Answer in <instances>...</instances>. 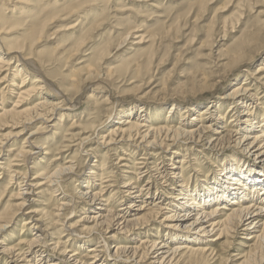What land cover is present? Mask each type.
<instances>
[{
	"label": "rangeland",
	"instance_id": "obj_1",
	"mask_svg": "<svg viewBox=\"0 0 264 264\" xmlns=\"http://www.w3.org/2000/svg\"><path fill=\"white\" fill-rule=\"evenodd\" d=\"M245 1L247 0H108V2L104 0V3L102 0H95V6H91L90 9H75L72 8L70 0H55L53 4L48 6H44L45 0H2L4 5L2 4L0 9L5 14L6 31H9L4 37L17 44H25L27 49L29 48V52L41 60L53 59L52 64H47L45 68L48 73L56 76V80H48L47 72L36 62L24 65L19 59V65H24L23 69L29 74L39 78L42 82L48 83L47 86L50 87L48 92L53 96L56 92L59 93L58 98L62 97L61 92L64 93L59 81L66 87L71 85L72 87L69 89L67 97H70L69 99L76 97L77 100L75 99L76 101L74 100L73 102H75L74 104L79 102V104L72 111H66L69 103H65L62 109L51 112L45 118L50 121L47 129H45L46 124L41 120L25 124L22 133L17 134L16 137H10V134L12 132L16 134V132L21 131V127L12 129L14 127L8 125L7 128H0V135H3L2 137L4 135L7 136L3 140H1L2 137L0 136V144L4 141L2 144H5L3 146L5 152L16 144L20 146L32 131L39 132L37 133L39 135L35 136V139L37 138L36 140L40 142L39 144L54 146V148L58 147L57 149L59 150V155L52 162L50 156L46 158V156L42 155L44 150H39L34 156L35 162H39V160L43 162L39 164V168L45 165L46 169L48 167L50 169L57 168L72 156V161L75 164V179L77 178L76 180L78 181H75L74 184H69L67 180L64 182L75 202L71 206L65 207L64 211H60L58 218L54 217L52 212L57 210V204H60L63 199H60L61 196L58 193L53 194L54 196L50 195L49 191L51 189L49 191L45 190L40 197L34 196V203H28L25 210L18 212L13 218L11 214L16 212L17 207L15 204L19 203V200L16 199L17 197L15 198L16 186L20 182L22 183L20 185L23 186L27 179L30 182L34 172L26 171L27 169L21 167H11L10 169L13 170L19 169L20 173L19 177L11 179L12 183L7 175H0V223H10L8 229L0 235V240L4 241V244L12 246L17 243L20 232L27 236L30 234L32 237L36 230L33 231L32 229L34 228L28 229V227L35 225V222L26 225V227H22V224L24 220L29 218L26 212L35 208L44 209L39 229L47 226L48 234H56L59 230L61 234L51 235V237L57 238L61 242L67 240L69 233L73 234L75 232L79 234V226L83 224L77 222L79 217L84 215L95 217L97 214L100 215L102 213L103 216L105 215V212H99V210H95L94 213H85V210L80 211L79 209L75 212L72 211V207L78 208L81 206V201L77 199L74 193L75 187L76 189H81V191L85 190L82 187L80 188V185H85L81 180L88 175L92 165H96L97 163L95 162L98 160L93 158V156H89L86 159L88 155L84 151L87 150V147L77 146L73 142H65L64 138L66 135L63 136L64 134L78 132L75 124L87 123L86 116L90 113L93 114L92 111L97 109H99L98 113L95 111V116L90 120L93 126L95 125V129L91 130L89 128L86 136H91V148H97L98 156L108 155L105 156L108 162L106 167L111 169V174H109L107 179H111L110 184L113 187L105 193L104 198L107 199L112 196L111 199H113L112 202L114 204L111 205L114 209H118L119 203L117 201L122 198L118 194L113 193L121 185L122 176H125L123 174H126L120 172L123 169L119 166L123 165V163H115L117 162L118 153L116 154L114 151L104 154L105 150L102 149V144L98 146L99 142L97 143L98 139H96V136H106L109 130L112 129L114 122L122 117L121 109L125 108L128 110V108L130 109V107L135 105L137 106L133 109V117H137L138 108L141 106L150 112L161 109L163 110L161 115L155 116V112H152L151 116L150 112L148 113V116H151V119L154 120L151 123L152 125L160 126L165 120V116L170 112L174 113V115H171L170 119H168L169 125L175 128L179 125L182 126L184 125L183 117L187 115L184 116L183 113L188 107L189 101L192 100V104L198 106L199 111H201L210 102L215 101L217 96L227 95L235 87L242 84L246 71L253 73L264 62L263 50L259 56L248 62V65L242 64L241 61L233 64L235 62L233 56L238 53L241 44L249 43L246 49L247 52L245 51L243 56H250V51L257 47V35L260 38V33H262V39H260L264 41V24L262 22L264 20V0ZM6 10H10V12ZM33 27H38L39 30L32 35L30 31H32L31 28ZM129 32H132V35L126 37ZM140 36L144 37V43L139 46L134 45L138 42ZM149 37L150 39H148ZM125 38L127 39L126 41ZM1 43L0 40V45ZM89 53L92 55H87ZM3 56L7 57L9 55L5 54ZM88 72L95 73L94 75L91 74L92 80L90 78L86 79L85 75ZM5 74L6 71L3 75ZM250 81V79L247 80V83ZM218 83L219 85H217ZM4 84L6 83H0V88ZM263 95L260 94L259 97ZM89 96L92 98L91 100L88 99ZM138 100L141 102H138ZM258 102L261 109L258 111L257 119L255 120L257 125L258 122L260 124L259 120L264 117V97ZM11 106V104H5L7 109L11 108ZM108 106L109 110H107ZM173 109L176 111L174 112ZM227 109V105L221 107L220 115H225ZM64 113L66 116L62 118ZM145 114L143 113L142 115L144 116ZM233 114L234 112H230L225 116L227 125L236 126V122L232 118ZM234 115L236 117L237 114ZM133 117L130 118L131 121L134 120ZM60 119H62V122L58 123ZM230 120L233 122H230ZM73 123L75 124L72 127ZM182 128L187 129L185 125ZM54 132L55 135H52ZM92 132L95 133V138ZM162 137H159L158 142L161 141L164 144L160 142L157 147L156 164L159 163L161 157L166 160V158L171 157L174 151H177L179 155L176 162L183 160L182 158L184 157L186 170L184 176L189 188L192 190L200 187L199 183L201 184L202 180L219 173L217 170L222 169L221 161L223 156L245 160L238 149L234 147L226 148L225 146L222 149L225 154L223 153L221 157L210 155L206 151L202 152L203 157L198 153L197 155L196 153L191 155V153L178 148L181 143L176 142V144L172 145L170 137H167L168 140L164 137L162 139ZM62 138L64 139L63 141ZM94 142L96 143L94 144ZM138 145L136 150L139 149V151L136 157L138 154L139 156L137 159L142 157V154L147 153L140 144ZM167 145L170 148L168 156L165 155ZM170 145L172 146L170 147ZM23 146L25 148L27 144H23ZM78 150L81 151L79 152ZM219 150L221 149L213 151L214 154L220 155L221 152ZM200 151V149H197V152L201 153ZM175 157V155L172 156V158ZM190 159L195 160V164L190 162ZM31 162L29 160L28 164ZM176 162L175 165L180 166ZM254 164L257 163L255 162ZM29 167L31 166L29 165ZM263 167V165L257 164V175H261L259 171ZM124 172H130V170L125 169ZM132 173L134 174L132 175L134 177L132 181L138 182L139 187L145 184L147 180L145 177L136 176V174L138 175L137 171H132ZM41 181L39 180V182ZM96 184L99 183L97 182ZM96 191H98V188L95 189ZM250 201L251 199L247 203ZM38 203L46 204V207L45 205L39 206L37 205ZM220 203L218 202L217 204L219 205ZM215 204H211L212 207L210 205L207 210L213 208ZM152 205L153 203L149 204L148 207L151 208L150 206ZM148 207L147 209H149ZM170 210H168L169 214L171 213ZM150 212L152 213L151 215ZM176 212L183 213L182 211ZM145 217L154 231L160 229L161 232L159 236H156V231L149 230V232L145 233L144 230L141 231L137 238L135 236L136 240H147L148 242L158 238L162 240L166 230L158 224L151 223L156 220V214L149 211V213L145 214ZM161 219L162 217L158 221ZM63 224L70 227L69 231L64 232L61 229ZM96 230L95 238H103L110 251L112 249L111 252L114 251L116 246H140L138 241L137 243L136 241L126 242L125 239H129L131 236L128 232L127 234H118L114 229H106V226L97 227ZM171 233L172 235L177 234L186 237V234L181 230ZM246 234L247 232L242 229L232 228L230 232L222 227L220 232L214 231L206 241L200 243L195 241L189 246L193 249L199 247L207 251L199 256H202L201 261L205 264H220V262L221 264H238L248 257H250L248 258L249 264H264V261L259 263L264 258V241L261 240L262 242H259L256 252L250 253L248 246L251 243L248 245L244 244ZM51 237L46 238L47 244L53 242ZM84 237V235L80 236V238ZM111 237L115 239L112 240L110 239ZM140 249L142 248L140 247ZM86 250L87 248L79 251L80 255H84ZM50 253V251L47 252V255L45 253L46 258L39 263L34 261L38 256L36 254L33 255L31 259L29 258V264H47L50 261H55V258H62V255H51ZM140 254V258L143 257L141 264H147L144 249L140 251ZM256 254L257 257L255 256ZM111 263L112 261H110Z\"/></svg>",
	"mask_w": 264,
	"mask_h": 264
},
{
	"label": "bare ground",
	"instance_id": "obj_2",
	"mask_svg": "<svg viewBox=\"0 0 264 264\" xmlns=\"http://www.w3.org/2000/svg\"><path fill=\"white\" fill-rule=\"evenodd\" d=\"M45 1L44 6H48L55 2V0ZM70 2H72V8L75 9H90L91 6H95V0H70ZM102 2H104V0H102ZM245 2H248V0ZM2 4L3 2L0 0V8ZM6 11L10 12V10ZM262 22L264 24V20ZM31 29L32 31H30V33L32 35L39 30L38 27H33ZM6 30L5 14L0 9V40L2 42L0 45V83H6L0 88V128H7L8 125L14 127L12 129L21 127V131H15L16 134L13 132L10 134V137H16L17 134L19 135L22 133L25 124H30L33 121L41 120L46 124L45 129H47L50 121H47L45 118L51 112L53 113L54 110L62 109L65 103H69L66 111H72L75 106H78L79 102L74 104L75 102L73 101L76 97L73 99L67 97L70 91L69 89L72 87L71 85L66 87L59 81L60 87L63 89L64 93L61 92L62 97L58 98L57 96H59V93L56 92L53 96L48 92V88H50L47 86L48 83L42 82L39 78L32 76L24 70L23 66L26 63L31 64L32 62H36L46 71L47 69L45 66L47 64H52L53 59L41 60L35 57V55L29 52V48L27 49L25 44H17L6 39L4 36L9 33V31ZM260 34L262 36V33ZM131 35L132 32H129L126 37H130ZM258 36L259 35H257V47L250 51V56H243L249 43L246 42L245 45L241 44L238 53H235L233 56L235 60L233 64L241 61L242 64L248 65V62L263 52L264 41L261 40V36V39L258 38ZM148 39H150V37ZM126 40L125 38V41ZM143 41L144 37L140 36L138 42L134 45L139 46L144 43ZM5 54L9 55L7 56L8 58L3 56ZM87 55L92 54L89 53ZM19 59L23 62L24 65L21 64L23 66L19 65ZM5 71L6 74L3 75ZM91 74V72H88L85 75L86 79H91V76L95 73ZM245 74L246 76L243 78L244 82H242V84L235 87L231 92L227 93V95L217 96L215 101L210 102V104L201 111H199L198 106L192 104V100L189 101L188 107L183 113L184 116L187 114L183 117V124L185 128H189V130L183 129L182 126L184 125H179L176 128L169 125L168 119H170L171 115L173 116L174 113L169 112L161 125L159 124L160 126H154L151 124L154 121L151 119V113L155 112V116L161 115L163 110L156 109L150 112L141 106L138 108L139 113L137 117H133V109H135L137 105L130 107V109L128 108V110L125 108L121 109L122 117L114 122L109 133L102 137L96 136V139L100 140H97V143L99 142L98 146L102 144V149L105 150L104 154L114 151V153H118L117 162L115 163H123L121 166L117 165L123 169L120 172L126 174H123L125 176H122L123 181L121 185L118 188L116 187L117 190L113 193L116 195L118 194L120 198H122L117 201L119 203L118 209H114L111 205L114 204V202H112L113 199H111L112 196L107 199L104 198L105 193L113 187L110 184L111 179H107L109 178V174H111V169L106 167L108 162L105 156L108 155L98 156L97 148H91V136H86L89 128H91V130H93V128L95 129V125L93 126L90 120L95 116V111L97 112L99 109L93 110V114L90 113L86 116L87 123H73L72 127L75 124V128H77L76 130L78 132L64 134L63 136L66 135L64 138L65 142H73V144L77 146L82 145L87 147V150L84 151L85 154L87 152L88 155L86 159H88L89 156H93V158H97L98 161H94L97 164L92 165V169H90L85 178H82V180L79 178L81 182L85 184L84 186L80 185V188L82 187V189L84 188L85 190L81 191V189L79 190L75 187L74 193L77 199L81 201V206L78 208L72 207V211L75 212L79 209L80 211L85 210V213H94L95 210H99V212H105V215L103 216L102 213L100 215L97 214L95 217H89L88 215L79 217L77 222L83 223L79 226V234L75 232H73V234L69 233L67 240L61 242L59 239L51 237V235L61 234L59 230L56 234H48L47 226H44L43 229H39L44 209L35 208L29 210L26 212L29 218L24 220L22 227H26V225L35 222L34 224L36 226H29L28 229L34 228L32 230H36V233L31 237L30 234L27 236L23 232H20L17 243L12 246H8L4 244V241L0 240V263L29 264V258L31 259L35 254L38 258L34 261L35 263H39L46 258L47 252L50 251L51 255H62V258H55V261H50L47 264H110V261H112L111 264H141V259L143 257L140 258L141 254L139 255V253L144 249L146 253L145 257H147L146 260L149 264H202V256H199L207 251L199 247L193 249L189 245L195 241L198 243L206 241L214 231L220 232L222 227L230 232L232 228L246 231L247 234L244 237V244L248 245L251 243L248 246L249 252H256L259 242L261 240L264 241V177H262L264 176V167L259 171L261 175H257V164L259 163L261 166H264V117L259 120L260 124L259 122L258 125L257 122L255 123L257 113L261 109L258 101L264 97V95L259 97L260 94H264V62L253 73L246 71ZM46 76L48 80H56V76L51 73L47 72ZM249 79L251 81L247 83ZM217 85H219V83ZM88 99L91 100L92 98L89 96ZM138 102L141 101L138 100ZM5 104H11L12 106L7 109ZM225 105H227L228 109L225 115L222 116L220 115V108ZM107 110H109V106ZM173 110L174 112L176 111L175 109ZM149 112L151 114L150 117L148 116ZM230 112L237 114L236 117H234V114L232 116V118H234L233 121L236 122V126L232 124V126L227 125L225 122V116ZM143 113L146 114L143 116ZM65 116L64 113L62 118ZM131 117H133L134 122L130 120ZM239 119L242 122H240ZM233 121L230 120V122ZM59 122L61 123L62 119L58 120V123ZM55 132L52 135H55ZM37 133L39 132L32 131L29 133L28 137L23 140L20 146L16 144L11 149L6 150V152L3 149L5 144H2L4 141L0 144V171H2L0 175H7L11 182V179L20 176L19 169L13 170L10 169L11 167H21L27 169L26 171L34 172V176L31 179L32 182L27 181V179L23 185L24 188L21 186V182L16 186L17 192L15 198L17 197L16 199L19 200V203L15 204L17 207L15 210L16 212L11 214L13 218L18 212L20 213L25 210L28 203L34 201V196L40 197L45 190L49 191L51 189V191H49L50 195L58 193V195L61 196L60 199H63L60 204H57V210L52 212L56 218L59 217L60 211H64L65 207H69L75 202L73 197L70 196L69 189L67 190V185H64L66 180L69 181V184H74L75 181H77V178L75 179V164L74 161H72V156L69 157V160L65 161L63 165L57 168L50 169L48 167L49 169H46V165L39 168V164L43 162H40V160L39 162L34 161V156H36L39 150H44L42 155L44 157L46 156V158L50 156L51 162L55 161V157L59 155V150L57 149L58 147L54 148V146L39 144L40 142L36 140L37 138L35 139V136L39 135H37ZM162 136L164 138L170 137L172 145L176 144V142L181 143L178 148L182 151L191 153V155L192 153H196V155L198 153L203 157L202 152L206 151L210 155L221 157L223 153L225 154L222 149L225 147H234L238 149L245 160L226 158L227 156H223L221 161L222 169L217 170L219 173H215L209 178L202 180V183H199L200 187L192 190L189 188L184 176L186 171L184 157L182 158L183 160L176 162L179 155L177 151H174L171 157L168 159L166 158V160L161 157L159 163L156 164L158 156L156 151L158 152L157 147L161 142H158V140L159 137ZM93 137L95 138V133ZM3 138H7V136L4 135L1 140H3ZM64 139L62 138V141ZM95 143L96 142H94V144ZM23 144H27V146L24 148ZM138 144H140L147 153L142 154V157L137 159L139 156L138 154L136 157L139 151V149L136 150L139 146ZM172 145H170V147ZM160 147L162 148L161 145ZM167 147L168 145L165 148L166 156H168L167 154L170 152V148ZM197 149H200L201 153L197 152ZM217 149H221L219 150V152H221L220 155L214 154L213 151H217ZM174 155L176 157L172 158ZM29 160L32 161L30 164H28ZM174 161L179 163L180 166H176ZM190 162L195 164V160L193 159H190ZM255 162L257 164H254ZM29 165L31 167H29ZM125 169H129L130 172H124ZM132 171H137L138 175L136 174V176L145 177L147 179L145 184L139 187L138 182L132 181L134 178L132 176L134 175ZM26 174L28 173L26 172ZM111 178L113 177L111 176ZM104 179H106V181H104ZM39 180L42 181L39 182ZM22 182L24 183V181ZM97 182L99 184H96ZM159 182H161V184H159ZM96 188H98V191L95 192ZM258 189L259 191H257ZM15 198L13 199L15 200ZM153 198H155V200H153ZM250 199L251 201L247 203ZM218 202L221 203L218 205ZM151 203H153V205L149 208L148 206ZM211 204H215L214 207L207 210V207ZM37 205H45L46 207V204L38 203ZM147 207L149 209H147ZM168 210H170V214ZM149 211L156 214V220L150 222L156 225L158 224L166 230L162 240L161 238L149 242L147 240H136L141 234V231L144 230L145 233L149 232V230L153 232L156 231V236H159L161 232L160 229L154 231L153 227H150L149 221H146L145 214L147 212L149 213ZM176 211H182L183 213L181 214ZM151 214L150 212V215ZM161 217L162 219L158 221ZM9 224L10 223L7 222L0 223V235L8 229ZM101 226H106V229H114L118 234L130 233L129 235L131 236L129 239H125L126 242L136 241L137 243L138 241L140 246H116L114 247V251L111 252L112 249L110 251L109 246L104 243L103 238H95L96 229ZM61 229L65 232L69 231L70 227L63 224ZM180 230L186 234V237L177 235L178 232L176 235H172L171 233H176V231ZM81 235L85 237L80 238ZM47 237L52 238L53 242L51 244H47ZM104 239L106 238L104 237ZM110 239L113 240L115 238L111 237ZM140 247L142 249H140ZM85 248H87L85 254L80 255L79 251ZM45 253L46 255H44ZM255 256L257 257V254ZM248 258L244 260L241 259L243 261H240L238 264H249L250 261ZM251 259L253 260V258ZM263 261L264 258H262L259 263Z\"/></svg>",
	"mask_w": 264,
	"mask_h": 264
}]
</instances>
